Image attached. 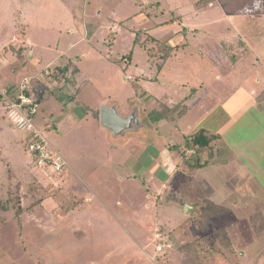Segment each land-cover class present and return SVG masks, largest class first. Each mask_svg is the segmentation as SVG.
<instances>
[{
	"label": "rangeland",
	"instance_id": "1",
	"mask_svg": "<svg viewBox=\"0 0 264 264\" xmlns=\"http://www.w3.org/2000/svg\"><path fill=\"white\" fill-rule=\"evenodd\" d=\"M152 37L172 48L161 62ZM53 62L67 71L38 75L53 71ZM29 75L40 81L32 82L33 121L67 165L55 173L33 162L0 96V264H213L212 248L231 264H264L261 200L233 205L239 192L227 196L231 218L209 223L219 210L210 198L188 214L184 206L185 194L206 197L202 171H180L171 195L175 180L154 164L188 125H209L195 107L178 119L184 105H208L216 87L264 91L262 0H0V89L13 94ZM123 102L151 105L152 121L167 117L157 124L160 146L148 119L133 133L144 137L130 141L102 127L100 107L120 110ZM138 156V176H126ZM112 159L125 164L113 167ZM159 179L169 188L155 201ZM179 227L194 240H170L167 231ZM163 242L171 247L156 251Z\"/></svg>",
	"mask_w": 264,
	"mask_h": 264
},
{
	"label": "crops",
	"instance_id": "2",
	"mask_svg": "<svg viewBox=\"0 0 264 264\" xmlns=\"http://www.w3.org/2000/svg\"><path fill=\"white\" fill-rule=\"evenodd\" d=\"M76 21L78 26L79 24H82V19H77ZM70 31H73V29L71 28ZM71 45L72 43L69 46ZM15 56L18 57L19 54H15ZM54 63L56 64L54 65ZM59 63L60 64H58V62H53L51 63V66H64L63 62ZM39 74L41 73H38V75ZM31 76L34 77V75ZM216 90H218V92H216L217 96L214 98V101L208 105L200 106V103L187 106L184 105L181 108L182 110L177 112L176 116L179 119L187 114L192 107H195L197 108L196 112L200 110V116L203 118L208 116L210 118L209 125L204 124L199 128L189 127L190 125H188V130L184 134L185 136L198 129H203L207 135H216L215 139L211 141L209 147L202 151V161L205 162L204 165L201 167H192L183 161L176 151L169 148L171 145L180 144L183 138L179 143L170 139L169 142L164 143V145L160 147L161 149L158 150L154 156V164L157 165V170L168 172V180L170 179L171 182L173 179L175 180L171 185V195L176 194L177 191H179L178 186L180 185L178 184L180 183V176L176 175L180 171L183 169H189V171H202V178L205 183V187H203L202 190L205 191L206 197L185 194V205H188L189 208L187 211L190 213L191 210H198L200 205H204L207 197L210 198V201L218 206L219 210L212 211V214L215 213V215L212 219H208L209 223L218 222L220 219L224 218L226 220L231 218V211L226 204L225 197H231L238 192L239 196L233 199V205L238 202V199L243 201L246 197H251L253 200L257 198L261 200V204L264 207V91L259 92V89L255 85L250 86L249 88H245L242 85L230 88L216 87ZM189 96L190 95H184V99L181 101L188 100ZM134 107L138 110V116L141 122V126L135 131L138 132L146 127V124H143L142 121L146 123L145 119H151V110L147 111L150 109L151 105L146 106L144 104L140 106L139 104H136L131 107V105L129 106L123 102L120 110L118 108L116 109L121 115H127ZM163 111V107L155 110L157 113L156 115H161ZM161 117L162 118H157V116H155L153 121L148 119L151 121L149 123L152 127H154L153 124H155L156 128L154 127L153 129L157 132V137L155 139H158L159 146L162 143L163 136L158 133L157 127L162 126L167 122V117L162 115ZM198 118L196 123H198ZM127 133L129 134L126 135ZM127 133L122 137H126L128 141L144 137V133H137L139 136L133 135L134 132ZM107 144L121 146L118 143L108 142ZM125 153L129 152L126 151ZM133 160L135 169H128V171H126V176L128 175L129 177L136 178L138 176L137 174H139L137 171H139V167H141L142 163H140L139 156ZM123 161L113 160V164L111 165L119 168L121 165L125 164ZM157 170L149 174V177L146 178L147 182L156 179ZM143 171H141L142 176L144 174ZM117 178L118 180L122 179L120 175H118ZM159 181L161 184L156 188L155 201L160 198L159 195H161L163 190L169 188L168 186L166 187V182H163L160 179ZM118 204L121 205V202L118 201ZM249 205L250 202L245 204L246 207ZM210 225L211 224H209V226ZM212 228H215V225ZM167 232L170 240L178 239L183 235L186 237L190 236L186 233L187 230L185 231L180 227ZM190 237L192 238L191 241L195 238L193 235Z\"/></svg>",
	"mask_w": 264,
	"mask_h": 264
},
{
	"label": "built area",
	"instance_id": "3",
	"mask_svg": "<svg viewBox=\"0 0 264 264\" xmlns=\"http://www.w3.org/2000/svg\"><path fill=\"white\" fill-rule=\"evenodd\" d=\"M33 79L31 75L23 77L13 94L9 93L7 88H1L0 96L4 99L2 107L9 121L25 134V145L34 157L33 162L39 166H46L55 173H60L67 165L66 160L48 142L42 130L33 121L39 106V101L32 95ZM48 127L50 124L45 125V128ZM188 153H193V150ZM155 236H161V228L157 230ZM166 247L171 245H165V242L158 243L155 250L163 251Z\"/></svg>",
	"mask_w": 264,
	"mask_h": 264
},
{
	"label": "trees",
	"instance_id": "4",
	"mask_svg": "<svg viewBox=\"0 0 264 264\" xmlns=\"http://www.w3.org/2000/svg\"><path fill=\"white\" fill-rule=\"evenodd\" d=\"M262 3L264 5V0H262ZM152 41L155 42V45H156L155 47H157V50L160 51L161 55L158 58L159 59L161 58L160 59V62H161L170 55L172 48L169 45H166L165 42L156 40L153 37H152ZM160 62H158L157 64L158 68H160ZM53 68H52L53 71L50 70L49 73L41 72V74L43 76L50 74L53 78L56 79L57 74H64V71H67L65 66H62V67L53 66ZM34 78H35L34 81H36V77ZM36 82L40 84V81H36ZM215 137L216 135H207L205 134L203 129H198L196 131L191 132L188 135H185L180 144L171 145L169 146V148L171 150L176 151L178 155L181 157V159L185 161L186 163H188L189 165H191L192 167H201L205 163L204 161H202V151L203 149L209 147L211 141L215 139ZM26 150H27V147H26ZM190 150H193V153H188ZM210 254H211L210 258L214 259L213 264H231L220 249L212 248L210 251Z\"/></svg>",
	"mask_w": 264,
	"mask_h": 264
},
{
	"label": "water",
	"instance_id": "5",
	"mask_svg": "<svg viewBox=\"0 0 264 264\" xmlns=\"http://www.w3.org/2000/svg\"><path fill=\"white\" fill-rule=\"evenodd\" d=\"M99 121L114 139L122 137L127 132H135L141 126L136 107L132 108L127 115H121L115 105H102L99 111ZM185 206V212L188 213L189 207L187 204Z\"/></svg>",
	"mask_w": 264,
	"mask_h": 264
}]
</instances>
